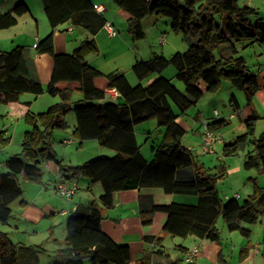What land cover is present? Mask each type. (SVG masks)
I'll return each instance as SVG.
<instances>
[{"label":"trees","instance_id":"16d2710c","mask_svg":"<svg viewBox=\"0 0 264 264\" xmlns=\"http://www.w3.org/2000/svg\"><path fill=\"white\" fill-rule=\"evenodd\" d=\"M116 12L126 22L133 40L145 37L144 19L165 16L170 19V29L181 33L190 42L184 51L170 56L155 55L146 60H135L132 71L139 81L158 74L146 84L131 85L122 73H101L85 61V56L97 52L93 39L83 40L71 53L54 52L53 30L58 24L69 21L90 32L102 28V16L90 14V0H43L50 32L39 39L34 48L37 55L49 54L53 67L46 84L32 73L28 50L15 46L0 51V104L19 101L22 93L58 96L60 101L49 105L45 111L27 110L22 118L30 126L21 142V153L9 156L4 162L6 173L0 174V224L12 216L10 204L22 194L19 176L40 183V160H51L58 165L60 174L67 178L83 176L90 182L101 184L99 200L105 207L112 206L115 191L158 187L165 193L189 194L197 197L195 205L178 203L156 204L144 213L143 222L151 220L154 212H164L167 219L163 230L172 235H194L218 242V218L227 230H237L248 237L251 226L264 216V187L250 178L253 190L242 202L235 197L223 201L217 182L225 177V167L209 172L193 161L190 149L181 144L184 127L177 121L180 114L195 104L204 91L215 92L221 79L229 80L244 91L248 101L258 95L264 102L263 87L255 74L248 72L242 56L237 55L233 42L264 43V20L255 8L239 5L236 0H112ZM29 11L27 4L16 3L9 11L0 13V30L17 23V18ZM253 17V19H252ZM222 44L230 48V55L216 58L214 51ZM168 65L175 69V78L183 83L180 90L161 75ZM104 77L106 88H115L119 97L104 101L105 91L94 84L96 77ZM72 83H77L81 99L71 102ZM59 84H62L59 86ZM203 85V86H202ZM73 112L75 125L72 136L82 140H96L100 146L114 151L111 156L99 155L81 164H63L49 144L54 129H65L63 117ZM155 118L163 127V138L154 150L153 159L147 161L140 152L134 126ZM260 116L256 113L241 120L245 131L231 143H223L222 155L232 156L239 144H250L243 169L264 174V132L253 137ZM224 119L210 122L221 127ZM0 131V143L6 144ZM102 213L91 202L87 211L74 212L65 225V247L59 250V264H129L130 249L127 244L112 240L102 231ZM58 242L57 239H52ZM261 242L264 245V228ZM39 249L35 245L12 242L0 231V264H38ZM137 264H150L143 256ZM172 264H177L173 262ZM184 264H193L187 261Z\"/></svg>","mask_w":264,"mask_h":264},{"label":"crops","instance_id":"0c3cea01","mask_svg":"<svg viewBox=\"0 0 264 264\" xmlns=\"http://www.w3.org/2000/svg\"><path fill=\"white\" fill-rule=\"evenodd\" d=\"M90 1L95 5H101L103 7L101 11L93 8L90 14H96V17L100 15L105 21L110 22L115 28L116 34L114 36H108L101 27L93 33L81 25L66 21L55 26L53 30L54 52L57 54L71 53L83 40L93 39L98 50L95 53L87 54L85 61L104 74L109 72L122 73L131 85H135L133 81L139 80L132 71V65L135 60L148 59L146 56L140 54L144 47L135 43L136 40L132 39L126 26L125 28L123 27L124 25L118 18L119 15L116 12V6L113 1ZM18 2L27 4L29 11L19 16L15 25L0 30V51H8L15 46L26 47L32 63V73L40 82L46 84L49 81L53 67L52 58L49 54L45 53L37 55L34 50L37 41L46 36L51 30L44 11V2L43 0H0V13L9 11ZM164 23L167 26L166 21ZM116 24L119 26L117 29ZM143 27L145 30V37L143 39L147 40V42L151 37H157L160 41L161 37L164 36V32L161 30L159 21L156 18L155 20L151 17L144 19ZM185 41L188 46L190 39L185 38ZM168 45L170 47L169 53L172 54L178 51L177 41L171 44L169 43ZM161 55H163V52ZM146 79L149 80V77ZM169 79L171 80L172 78ZM258 82L260 86H263L260 79ZM94 84L96 87L104 89V101H114L112 95L106 92L107 81L104 77H96ZM61 85L59 84V86ZM71 88L73 92L71 93L70 101L74 102L81 99V93L77 90V83H72ZM44 94L46 93L40 95L22 93L19 96L18 102L6 104L8 109L5 116L10 115L22 118L27 110L32 111L34 102L44 96ZM54 99L48 105L60 101V98L57 96ZM230 117H233V115ZM195 119H198L197 115ZM177 121L182 126L184 125L179 118H177ZM74 125L75 117L66 122L65 129H68L69 126L71 128L70 133H66L61 138V143L64 145L73 142L68 137L75 138L72 136ZM2 127V130L5 131L4 135H7L6 125ZM161 128L164 132L163 127ZM200 135L201 127L196 130V136L199 139ZM86 141H93V139L80 141L75 138L78 146L75 154L71 153V156L67 158L64 152L63 157L60 158L58 156L61 163L70 165L79 164V158L76 154L83 152ZM156 148L157 146L151 147L152 151ZM107 149L112 152L109 156L114 154L113 150ZM104 150L106 149L100 147L98 144L94 145V152L92 153L98 156L106 153ZM153 155L154 153H150L146 156L150 158H146L144 155L143 157L147 161H151ZM222 158L224 157L219 156L220 160ZM201 165L203 166V164ZM240 165L242 168L243 165ZM220 166L225 167L224 178L228 177L231 174V170L227 169L226 163L221 162ZM41 171L42 179L40 183L22 179V194L19 198L11 202L10 208L12 216L7 223L2 224L3 228H0V231L5 232L14 243L36 245L35 238L37 235H47L50 242L58 245L60 239L55 237L56 226H62L65 230L66 221L69 216L74 212L85 213L88 205L93 202L102 213V220L100 222L102 231L115 242L129 246V264H137V260L143 256L149 257L150 264H172L173 262L184 264L187 253L194 247L196 248V252L191 259L193 264H264V245L261 242L264 226L259 225L257 229L255 224L253 226L243 224L250 228V234L246 237L237 230H227L224 222L216 223L220 239L218 242H215L201 239L191 234L179 236L166 233L163 230V225L167 219V215L164 212H154L149 222H143L144 213L149 211L153 205L169 203L195 205L197 203V197L194 195L165 193L158 187H141L115 191L112 194V206L105 207L99 200L102 192L100 183H92L88 178L83 176L67 179L60 174L58 165L51 160H45L41 164ZM60 182L77 185L78 188L70 199L62 198L56 193V186ZM252 190L253 185L251 182V190H246L242 200H239L240 194L233 191V188L227 192H223L224 199L219 196L223 201L235 197L239 202H242L251 194ZM228 195L231 196L226 199ZM43 224L46 226L45 228L41 227ZM19 234H25L27 238L25 240L24 238L19 239ZM255 236L256 238H254ZM52 239H57L58 242H54ZM64 239L65 236L62 239V245L53 248L55 251H58L56 252V256H59V250L66 246ZM48 264H51V262H48Z\"/></svg>","mask_w":264,"mask_h":264},{"label":"rangeland","instance_id":"374dc122","mask_svg":"<svg viewBox=\"0 0 264 264\" xmlns=\"http://www.w3.org/2000/svg\"><path fill=\"white\" fill-rule=\"evenodd\" d=\"M112 1V0H109ZM237 3L241 5H249L256 9L258 16L264 20V0H236ZM111 3V2H110ZM120 21L123 23V27L125 28L126 22L121 17L118 16ZM155 20V18L159 21V26L161 30L164 32V43H160L157 37L149 38L147 40H136L135 43L138 45H142L143 51L140 53L146 58H151L155 55H163L168 57L171 55L169 53L170 47L169 43H173L177 41L178 44V51H184L187 48V44L183 34L175 33L170 29V19L165 16H153L151 17ZM148 19V18H147ZM253 19V17H252ZM166 21V24L164 23ZM116 29L119 28L118 24H116ZM171 35V36H170ZM167 42V43H166ZM235 48L237 49V55L242 56L244 59V63L247 66L248 72L253 73L257 76L258 80H261L262 87H263V94H264V43L260 42H233ZM230 55V48L227 44H222L218 47L217 50L214 51V56L216 58L223 56ZM263 74V75H262ZM158 74L154 73L149 76V80L156 77ZM166 78H172L171 80L173 83L180 89L183 90L184 86L183 83L175 78V69L172 65H168L164 68L161 72ZM151 78V79H150ZM149 80L145 79L140 83L146 84ZM137 80L133 81V84H136ZM203 86V85H202ZM55 96H50L48 94H44V96L38 98L34 104L32 111L33 113L43 112L49 106L50 102H53ZM58 97V96H57ZM110 100V97H109ZM112 101V100H110ZM115 101V100H114ZM173 110L176 114H178L179 120L184 124L185 133L181 138V144L186 148L190 149L193 161L196 164H203L205 169H209V172H216L219 165L222 163H226L227 169L231 170V174L221 179L217 182V189L219 191V195L223 198V192H227L233 188V191L239 193L240 197L239 200L243 199L245 196L246 190H251V180L250 178H255L256 182L264 187V174L260 173L256 169L245 170L243 166V161L245 155L248 151L252 149L250 144H239L237 151L230 157H224L221 153L223 143H231L233 142L237 136L242 134L245 131V128L241 122V120L251 113H256L260 116L257 119L254 127L253 137H258L262 132H264V102L262 99L255 95L251 98L250 101L247 100L246 95L243 90L234 86L229 80L221 79L220 85L215 92H207L204 91L202 97L192 106H190L185 114H180L179 110L176 106L172 105ZM7 106L6 104H0V131L3 132V138H8L9 141L6 144L0 143V174L6 173L7 169L4 166L3 162L11 155L20 154L21 153V142L24 136V133L27 130H30V126L25 122L23 118H18L14 116H5L7 114ZM214 111H217L218 116L214 114ZM198 116V119H195V116ZM233 117H230L232 116ZM224 119V124L217 128L221 142L214 144L213 152H202L201 148V141L196 136V130L200 129L201 122L206 121L210 123L215 119ZM65 121L67 122L69 119H74V114L72 111L67 113L64 116ZM6 125L7 128V135H4V130H2V126ZM70 126L68 129H54L50 139L49 144L51 148L56 153L57 157L60 158L64 156V152L68 158L72 154H75V150H77V144L75 142V138L73 139L71 136L70 138L73 142L70 144H63L61 143V138L66 133H70ZM135 133H136V140L140 146V152L146 157L150 153H154L151 147L158 146L163 138V131L162 128L156 124L155 119H149L138 123L134 126ZM86 146L83 152H80L77 155L79 158V164L83 163L84 161L94 158L90 156H95L94 153V145H98L97 141H86ZM96 143V144H95ZM106 150V153H102L103 155L109 156L112 152L107 148L100 146ZM109 152V153H107ZM97 156V155H96ZM95 156V157H96ZM99 156V155H98ZM219 156H223L221 160ZM150 158V157H146ZM67 160V159H66ZM45 160L39 161V166L41 169V164ZM238 167L237 169H235ZM234 168V169H233ZM20 183L22 186V176H19ZM23 189V187H22ZM231 195H228L230 197ZM224 199V198H223ZM223 222L222 218H218L217 223ZM256 228L258 229L259 225L264 226V216L260 217L258 222L255 224ZM253 226V225H251ZM3 228L2 224H0V228ZM42 228L46 226L43 224L41 225ZM1 230V229H0ZM256 231V230H255ZM257 232V231H256ZM255 232V233H256ZM13 236V235H12ZM65 236V230L61 226H56V233L55 237L60 239L58 245H54V243L50 242L47 238V235H37L35 238L36 240V247L39 249L38 255V264H59L61 263V258L56 256L58 252L53 248H57L63 244V237ZM260 236V233H259ZM9 237V236H8ZM18 238H27L25 234H19ZM256 238V236L254 237ZM10 239V237H9ZM11 240V239H10ZM12 241V240H11ZM31 242V241H30Z\"/></svg>","mask_w":264,"mask_h":264},{"label":"built area","instance_id":"2783aa9c","mask_svg":"<svg viewBox=\"0 0 264 264\" xmlns=\"http://www.w3.org/2000/svg\"><path fill=\"white\" fill-rule=\"evenodd\" d=\"M93 7L97 9L98 11H101L103 9L101 5L94 4ZM102 28L105 30L108 36H114L116 34L115 28L108 21L104 22V24L102 25ZM164 38H165L164 36L161 37L160 39L161 43L164 42ZM263 69H264V66H263ZM106 92L110 93L114 100H116L117 97L119 96V93L115 88H106ZM214 114L216 115L215 117L217 118L218 116L217 111H214ZM200 141H201L202 152H205V153L213 152L214 144L221 142L217 128L212 127L206 121H202ZM77 188L78 187L76 184H67L66 182H60L57 184L55 190H56V193L62 198L70 199ZM195 252H196V248L194 247L187 253L186 258H185L186 262L191 261Z\"/></svg>","mask_w":264,"mask_h":264}]
</instances>
